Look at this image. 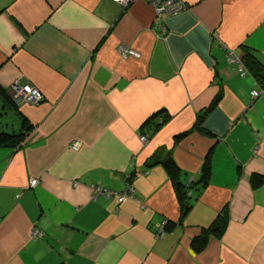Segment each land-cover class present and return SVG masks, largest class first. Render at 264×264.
<instances>
[{
  "label": "crops",
  "instance_id": "crops-1",
  "mask_svg": "<svg viewBox=\"0 0 264 264\" xmlns=\"http://www.w3.org/2000/svg\"><path fill=\"white\" fill-rule=\"evenodd\" d=\"M184 2L157 20L149 0H0V87L43 95L0 92V131L31 125L0 146V264H264V88L238 72L248 53L264 64V0ZM207 154L182 213L163 162L187 184ZM126 175L132 197L95 194L123 192ZM225 208L222 233L194 251Z\"/></svg>",
  "mask_w": 264,
  "mask_h": 264
},
{
  "label": "trees",
  "instance_id": "trees-1",
  "mask_svg": "<svg viewBox=\"0 0 264 264\" xmlns=\"http://www.w3.org/2000/svg\"><path fill=\"white\" fill-rule=\"evenodd\" d=\"M242 64L253 74L258 83L261 84V86L264 88V64L255 57L251 56L250 53L245 54ZM0 92L5 93L6 97H8L10 101H12L10 94L5 92V90H3L1 87ZM30 129L31 125L27 123L25 118H23L20 130L11 132L0 131V146H20L25 139V130ZM163 163L175 189L181 211L182 213H184L185 208H188L190 205V195L194 185L196 184L200 186L197 188L198 190L207 183V178L210 171L209 154H207V156L205 157V160L201 167V174L199 179L196 181H189L187 184L179 179V168L175 164L173 159H167ZM251 180L253 186H256L262 181V178H259V176H256L254 174L252 175ZM227 219L228 214L225 208V210L223 209L215 216L213 221L208 226L202 228L201 233L199 235L195 236L191 240V247L193 248V250L196 252L201 251L206 246L207 240L211 235H220L226 226Z\"/></svg>",
  "mask_w": 264,
  "mask_h": 264
},
{
  "label": "built area",
  "instance_id": "built-area-1",
  "mask_svg": "<svg viewBox=\"0 0 264 264\" xmlns=\"http://www.w3.org/2000/svg\"><path fill=\"white\" fill-rule=\"evenodd\" d=\"M113 1L119 4L120 6H122L123 8H125L133 0H113ZM149 2L151 3V5L155 10L157 20L160 19L163 15H175L181 12L186 7L184 0H149ZM118 51L122 57H126L128 55H137V53H135L133 50L126 49L123 46H119ZM232 59L233 58H231V60ZM238 66H239L238 72L241 75L247 72L245 66L242 63H240ZM261 92L262 90L253 89L251 90L250 95L252 98H254L259 96ZM10 96L12 100L17 104L25 103L30 105L39 104L43 98V95L38 88H36L30 83L20 84L18 81H15L11 84ZM139 140L145 143L147 141V135L146 134L139 135ZM80 146H81L80 140H72V142L69 144V147L73 150L79 149ZM130 177L131 175L125 176V180L127 181L126 183L127 188L123 192L116 193L103 187L102 185L97 184L93 186L95 194H103L106 196L116 194L119 202H121L122 200L128 197H132L134 195L135 190L131 184ZM189 181H192V178ZM36 183H37V179L35 178H31L29 180L30 186H34ZM165 223L166 222L163 221L157 224V230L155 233L157 237H162L163 235H165L166 233L164 229ZM31 236L33 238L39 237L41 236V232L38 229L34 228L31 231Z\"/></svg>",
  "mask_w": 264,
  "mask_h": 264
},
{
  "label": "rangeland",
  "instance_id": "rangeland-1",
  "mask_svg": "<svg viewBox=\"0 0 264 264\" xmlns=\"http://www.w3.org/2000/svg\"><path fill=\"white\" fill-rule=\"evenodd\" d=\"M154 11H155V10H154ZM11 100H12V98H11ZM12 101H13V100H12ZM13 102H14V101H13ZM14 104H17V103L14 102ZM21 104H22V103H21ZM17 105H18V104H17ZM10 118H11V116H9V119H10ZM9 119H8V120H9ZM16 129H17V127H16L14 130H16ZM17 131H18V129H17Z\"/></svg>",
  "mask_w": 264,
  "mask_h": 264
},
{
  "label": "water",
  "instance_id": "water-1",
  "mask_svg": "<svg viewBox=\"0 0 264 264\" xmlns=\"http://www.w3.org/2000/svg\"><path fill=\"white\" fill-rule=\"evenodd\" d=\"M187 207L185 208V211H186Z\"/></svg>",
  "mask_w": 264,
  "mask_h": 264
}]
</instances>
